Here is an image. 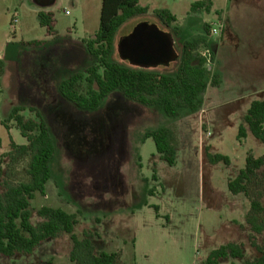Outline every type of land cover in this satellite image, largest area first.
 <instances>
[{
	"label": "rangeland",
	"instance_id": "1",
	"mask_svg": "<svg viewBox=\"0 0 264 264\" xmlns=\"http://www.w3.org/2000/svg\"><path fill=\"white\" fill-rule=\"evenodd\" d=\"M138 1L147 13L120 28L114 59L121 62L117 45L138 24H155L173 36L178 56L184 39L205 38L194 54L203 58L209 51L205 68L210 84L218 76L216 46L221 36L209 30L219 29L218 19L224 25L221 15L230 13L232 2L227 7L225 0H214L211 9L203 7L194 14L196 1L210 6L209 1ZM43 3L47 8H40L39 0H0V61L5 65L0 82V195L8 185L30 182L32 155L15 147L28 145L27 140L16 122L8 120L14 108H25L19 115L39 122L38 114L56 141L46 196L37 195L31 202L33 226L43 222L37 215L42 207L75 214L79 224L74 233H90L96 254L116 253L117 264H205L212 252L231 244L242 247L244 258L220 264L258 259L257 248L264 252V232H252L248 220L257 217L264 224V213L251 212L250 207L252 202L264 207V167L251 178L246 194L234 196L228 189L248 156L264 155V146L249 131L238 139L247 113L241 93L212 90L198 113L184 112L177 120L137 106L119 93L110 95L96 112L80 111L60 96L58 88L90 65L85 42L99 31L102 0ZM38 10L52 15L50 37L40 25ZM156 11H167L176 22L167 27ZM233 17V35L219 50V66L245 91L248 85L264 86V12L253 9L240 20L239 14ZM46 39L37 47L22 43ZM75 60L78 64L71 62ZM177 66L178 61L158 69ZM28 85L32 95L25 90ZM76 90L86 96L87 83L80 82ZM254 99L264 100V93ZM158 128L174 134V167L160 159L152 139H144L147 131ZM208 154L227 158L229 165L211 163ZM71 250L70 236L61 234L29 257H0V264H72Z\"/></svg>",
	"mask_w": 264,
	"mask_h": 264
},
{
	"label": "trees",
	"instance_id": "2",
	"mask_svg": "<svg viewBox=\"0 0 264 264\" xmlns=\"http://www.w3.org/2000/svg\"><path fill=\"white\" fill-rule=\"evenodd\" d=\"M204 3L194 4L192 10L203 8ZM147 13L139 6L138 0H102L100 27L95 37L85 42V48L91 58L90 65L82 72L71 74L61 82L58 88L60 96L80 111L96 112L112 94L119 93L130 102L147 109H156L166 118L177 120L182 113H198L204 104L208 88L219 87L221 81L214 76L209 84L206 59L194 54L205 38L184 39L182 52L178 56L175 70L139 69L125 62L116 61L115 39L120 28L129 20ZM157 17L167 26L176 22L175 17L167 11H156ZM40 25L53 34L51 14H38ZM207 31L209 27L206 26ZM42 43H33L41 45ZM4 64L0 61V77ZM87 83L88 93L81 95L76 90L79 83ZM25 108H14L8 120L16 126L28 145L15 146L23 155L31 153L28 175L29 183L8 185L0 195V257L13 259L29 257L45 242L57 239L61 234L70 236L72 264H117L116 253L101 252L96 254L90 233L77 236L74 231L79 224L77 215L61 208L42 207L37 215L43 219L38 226L31 224V202L37 195L46 196V185L52 178V164L55 158L56 141L50 130L37 114L39 122L26 120L19 113ZM31 112L36 110L30 109ZM264 146V101L251 103L240 126L238 139H244L247 132ZM144 139H152L160 159L168 166L174 167L177 151L174 146V134L167 128L147 131ZM211 163L220 162L229 165V160L222 156L212 157ZM264 167V155L260 158L248 156L246 166L238 176L228 183V189L234 196L246 194L247 184L257 171ZM251 212L264 213L259 202L250 204ZM252 232H264V224H259L257 217L249 218ZM257 248L256 246H253ZM261 256L246 264H264V252L257 248ZM241 246L227 245L211 253L205 264H220L230 259H242Z\"/></svg>",
	"mask_w": 264,
	"mask_h": 264
},
{
	"label": "water",
	"instance_id": "3",
	"mask_svg": "<svg viewBox=\"0 0 264 264\" xmlns=\"http://www.w3.org/2000/svg\"><path fill=\"white\" fill-rule=\"evenodd\" d=\"M43 4V0H39ZM121 62L139 69L167 68L178 61L173 36L155 24L140 23L117 45Z\"/></svg>",
	"mask_w": 264,
	"mask_h": 264
},
{
	"label": "crops",
	"instance_id": "4",
	"mask_svg": "<svg viewBox=\"0 0 264 264\" xmlns=\"http://www.w3.org/2000/svg\"><path fill=\"white\" fill-rule=\"evenodd\" d=\"M209 1V5L210 6H204L207 9H211V7L214 6V0H208ZM226 1V5L227 7L230 5V3L232 2V6L230 9V13L227 11L228 14L223 13L221 15V19L224 21V25H223V29L221 32V37L220 40H218L219 42H217V46H216V66H217V75L221 81V84L219 87H209L207 92L205 93L204 96V104L207 100V98L210 96L211 91L213 90L216 93H222V94H228V93H233V92H238L241 93V95L244 97V109L247 111L251 105L252 102L254 101H264V100H256L254 99L255 96L257 95H262L264 93V86L262 85H258L255 86L253 85L252 87H249L251 85H248L247 90L245 91L244 89H242L243 86H241L235 79L232 78V76L226 72V70L223 69V67L219 66V60H218V56H219V50L220 48L223 47V44H225V38L228 36H232L233 34H231V31H234V15L237 16V14H239V20L243 17L244 12H252L253 9H256V11H260V12H264V0H225ZM199 1H196V3H198ZM246 5H248L246 7ZM40 8H47V4H39ZM204 8H198L197 11H194L193 13L195 14L196 12L201 11ZM36 14L39 13H45L48 14L47 11H43V10H38L35 12ZM246 19V18H245ZM218 21L220 22V20L218 19ZM236 23V22H235ZM45 28V27H44ZM47 29V28H46ZM47 36L50 37L51 35L48 34L47 32ZM46 40H36V41H29V42H22L24 45H28L30 47H37L40 45H33V43H46ZM69 57H71V52L68 53ZM73 56V55H72ZM86 56L85 52H84V57ZM17 58V57H16ZM79 60V63L82 61V56L79 54V58H77ZM13 60V59H12ZM17 60V59H14ZM13 60V61H14ZM75 64H78V61H71ZM5 67V65H4ZM4 68H3V74L0 77V82L3 79L5 73H4ZM73 74V73H72ZM28 87V88H27ZM25 90L27 92H29L30 95H32L33 89L31 87V85H28ZM33 102L37 103L35 100H33ZM38 104V103H37ZM203 104V105H204Z\"/></svg>",
	"mask_w": 264,
	"mask_h": 264
},
{
	"label": "built area",
	"instance_id": "5",
	"mask_svg": "<svg viewBox=\"0 0 264 264\" xmlns=\"http://www.w3.org/2000/svg\"><path fill=\"white\" fill-rule=\"evenodd\" d=\"M66 14H68V12H66ZM13 22L16 24V23H18V20L15 19ZM222 29H223V25L219 22V29L211 28V29L209 30V32H210L211 35H214V36H218V37H220L221 32H222ZM205 52H206V53L202 55L204 59H206V57H207L206 54H207V55L209 54V51H208V50L205 51Z\"/></svg>",
	"mask_w": 264,
	"mask_h": 264
}]
</instances>
